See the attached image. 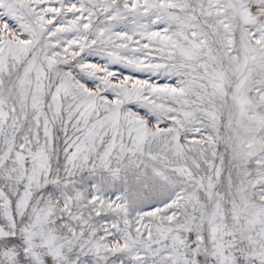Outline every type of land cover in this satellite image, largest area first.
Wrapping results in <instances>:
<instances>
[{"label": "snow or ice", "instance_id": "snow-or-ice-1", "mask_svg": "<svg viewBox=\"0 0 264 264\" xmlns=\"http://www.w3.org/2000/svg\"><path fill=\"white\" fill-rule=\"evenodd\" d=\"M0 264H264V0H0Z\"/></svg>", "mask_w": 264, "mask_h": 264}]
</instances>
